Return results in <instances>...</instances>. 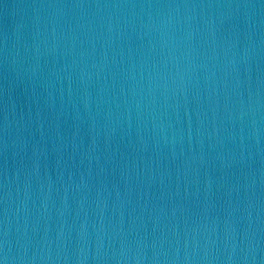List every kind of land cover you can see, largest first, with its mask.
<instances>
[{"label":"water","instance_id":"water-1","mask_svg":"<svg viewBox=\"0 0 264 264\" xmlns=\"http://www.w3.org/2000/svg\"><path fill=\"white\" fill-rule=\"evenodd\" d=\"M0 260L264 264V0H0Z\"/></svg>","mask_w":264,"mask_h":264},{"label":"clouds","instance_id":"clouds-1","mask_svg":"<svg viewBox=\"0 0 264 264\" xmlns=\"http://www.w3.org/2000/svg\"><path fill=\"white\" fill-rule=\"evenodd\" d=\"M0 264H5L4 260H0Z\"/></svg>","mask_w":264,"mask_h":264}]
</instances>
